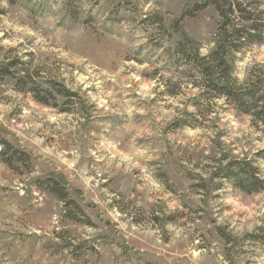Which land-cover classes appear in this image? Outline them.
<instances>
[{
  "label": "rangeland",
  "instance_id": "1",
  "mask_svg": "<svg viewBox=\"0 0 264 264\" xmlns=\"http://www.w3.org/2000/svg\"><path fill=\"white\" fill-rule=\"evenodd\" d=\"M204 1L0 0V68L32 77L0 81V264H264V190L223 178L248 162L264 186L263 127L175 54L183 36L214 50ZM241 1L264 22V0ZM228 59L264 85V39Z\"/></svg>",
  "mask_w": 264,
  "mask_h": 264
},
{
  "label": "trees",
  "instance_id": "2",
  "mask_svg": "<svg viewBox=\"0 0 264 264\" xmlns=\"http://www.w3.org/2000/svg\"><path fill=\"white\" fill-rule=\"evenodd\" d=\"M212 7L219 16L217 34L215 35V48L208 55L202 56L198 45L183 36L182 41L176 46L175 54L184 60L186 64L197 69L205 82V87L216 94L225 97L233 105L239 108L242 113L251 115L264 130V85L260 82L257 85L247 83L241 84L232 75V66L228 56L239 51L242 47L261 42L264 37V22L255 9L244 4L241 0H205L203 4L197 5L196 11ZM261 15V12H259ZM21 65V67H20ZM22 62L13 61L11 64L0 68V81L5 77H12L17 81L16 86L24 87L28 82L32 83V77ZM13 70H15L13 72ZM259 86V88H258ZM36 102L46 105L48 90L41 91L39 88L30 89ZM63 93V92H61ZM42 94L44 96H42ZM7 152L13 150L9 144H5ZM264 159V151L260 153ZM1 156V154H0ZM23 156V153L14 150L11 156H6L4 162L13 167L12 159ZM226 169L223 170L225 172ZM224 179L228 180L238 190L251 194L264 190L263 183L257 178L256 169L252 164H229ZM47 188L65 207H72L77 214L68 210L64 217L75 223L90 225V221L83 210L72 200L63 186L54 180H49ZM79 216V218H78ZM264 248V231L251 237Z\"/></svg>",
  "mask_w": 264,
  "mask_h": 264
}]
</instances>
